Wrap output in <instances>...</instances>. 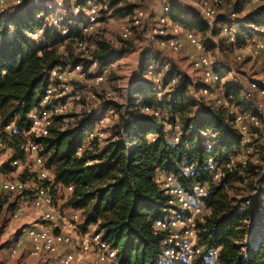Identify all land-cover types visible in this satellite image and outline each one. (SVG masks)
Here are the masks:
<instances>
[{"label": "trees", "instance_id": "trees-1", "mask_svg": "<svg viewBox=\"0 0 264 264\" xmlns=\"http://www.w3.org/2000/svg\"><path fill=\"white\" fill-rule=\"evenodd\" d=\"M123 1L110 0V8ZM138 5L139 2H132L122 12H133ZM246 5V0H241L229 13H239L238 7ZM252 6L256 10L246 20L255 25L264 23V7ZM171 8V17L183 26L210 29L197 13L174 2ZM121 10L116 13H122ZM37 20V25L42 24ZM18 25L12 37H8V28L0 31V141L5 144L9 140L7 135L10 137L12 162L23 160L25 151L21 146L28 138L40 143L45 166L51 167L49 171L56 183L69 191L62 202L63 210L79 213L81 229L95 225L103 239L116 249L120 264H165L161 237L153 230L154 221L166 214L168 201L156 180L160 173L173 175L187 190L194 183L209 187L208 194L200 198L210 211L203 221L196 223L195 248L201 251L192 264H202L216 249V264H264V170L259 171L247 157L242 159L243 147L248 145L223 108L211 101L212 105L195 110L197 102L189 90L200 89L199 82L197 85L189 75H182L172 66L161 84V88L171 85L168 94L165 91L160 97L152 84L145 89L138 87L130 95V106L120 115L114 136L104 147H100L98 137L92 138L90 145L84 144L86 133L96 120L92 114L79 118L68 129L59 128L56 121L61 115L55 116L48 135L30 134L26 138L32 125L29 115L32 109L40 108L50 82L49 72L68 63L61 53L65 45L60 43L66 37H80V33L70 24L65 37L48 28L41 44L36 45L27 36L34 26L31 18H21ZM94 44L90 63H98L100 68L111 65L126 52L120 50L115 55L103 40ZM78 64L87 69L89 62L76 59L67 66ZM231 84H223L224 92L231 94L233 106L245 113L238 105L242 88ZM110 106L117 114L119 105L106 104L107 108ZM145 107L158 115L143 111ZM10 124L13 129L7 133L4 129ZM166 124L169 131H165ZM209 134L214 137L209 138ZM176 135L179 140L173 142ZM208 159H212L213 166L208 165ZM7 166L5 169L9 170ZM190 166L192 171L187 173L184 168ZM27 177L22 172L19 179L24 181ZM238 185H245L249 194L238 197Z\"/></svg>", "mask_w": 264, "mask_h": 264}, {"label": "bare ground", "instance_id": "bare-ground-1", "mask_svg": "<svg viewBox=\"0 0 264 264\" xmlns=\"http://www.w3.org/2000/svg\"><path fill=\"white\" fill-rule=\"evenodd\" d=\"M30 1L34 5L45 6V12L43 10H37L39 11V13L36 16V19H40L42 21V24L37 25L31 30L27 31V36L34 42L42 40L48 27L56 29L62 37H65L67 35V24H70L71 20L69 22L68 20H66L68 23H65L58 16L56 17L53 15L48 17L57 6L63 7L66 3L70 5L73 4V7H78L72 9L71 11L74 12L75 15H79L82 18L79 19L81 20L80 23L75 20L77 23H79L80 26L78 27L80 37L90 35V33L94 31V28L99 22L98 17L100 11L98 7L95 6L96 0ZM130 1L133 3H140V0ZM184 1L186 2V4L187 1H191L192 4L199 6V9L197 10L193 9L192 6H190V8L188 9L197 13L199 17L210 26V28L211 26H213L214 22L208 21L205 16L210 17L214 20V18H216L215 14L217 13V9L222 5L223 2V0ZM249 1L255 4L261 2V0ZM11 2L12 0H1V8H3V12L0 14V22L4 16L9 14L10 6L8 5L11 4ZM19 2H23L24 4V0H19ZM83 5L87 7L85 12H83ZM133 12L134 14L132 13L130 19L127 20V22L122 26L121 33L122 37L125 39L130 38L133 35L134 31L141 29L147 21L146 8L139 7L138 5L134 8ZM171 14V2H165V4L163 5L162 15L151 20L149 19L148 15V25L153 29L152 39H156L161 46L170 51L177 52L182 50L185 46V43L190 44L197 51L196 54L191 55V63L193 68L200 73L199 83L201 93L204 96L211 97V100L216 106L225 110V112L230 117V123L234 128L238 129L239 123L242 124L243 133L241 134L244 136L245 140V135L249 130L246 123L247 120L249 121L248 124L257 127L258 121H260L258 115L251 113H241L237 108L233 106L234 97L231 94L226 95V93L224 92L223 73L218 69V65H213L211 57L206 52V50H202L203 43L195 33V30L193 28L183 26L178 20L172 18ZM226 16L227 17H225L223 20H219L218 22H223L221 34L226 35L227 39L232 43L235 42L236 38H238V36L241 34V24L236 21L238 19H236V13L234 11L230 12ZM224 23L226 24L224 25ZM251 25L254 34V36L250 38L253 43V52L256 55L261 56V59L264 61V48H262V46L257 43L261 39H264V23ZM8 36H11L9 31ZM143 36L145 37V35ZM80 37H66L64 41L74 42L78 50L80 52H83L84 54L92 53V51L96 48L95 44H87V38L80 39ZM96 64L97 63H93L92 65ZM146 70L148 75L153 78L154 84L156 83L157 86L160 87L162 81L159 77L160 72L157 71V65L152 62L148 64ZM90 71V69H86L82 64H78L74 66H66L63 68L55 67L49 72V74H51V76H49L50 82L47 86L44 96L41 99L40 108L37 109L38 120L36 121V117H30L32 120V125L29 130L30 134H33L37 137L48 135V129L54 123V116L63 115V110L67 103L65 101L63 103L56 101V99L62 98L63 96V91L59 92L57 89L58 85H61L66 81L73 80V75L81 76L82 79H85L89 76V74L92 75L93 73V76H91L93 80L91 81L94 84H100L104 81L105 76L103 73L95 74L96 71H91L92 73ZM161 94H163V91H158V95L160 96ZM262 94L264 96V89H262ZM247 95H249V93H247ZM106 96L110 97L111 94L107 93ZM108 109L109 111H111V113H114V108L112 106L108 107ZM143 111L152 112L158 115V113L153 109H149L146 107L143 109ZM30 115H32V112ZM106 119L107 116L101 117L98 121V124H102ZM10 128L11 127L8 126L5 127L6 130ZM87 134L88 135L86 138L92 139L98 135V132L97 129H92ZM87 139L85 141H87ZM30 140L31 139L28 138L27 142L22 144L21 147L24 149L25 155L23 160H15L12 162L14 168H17L18 166L20 167V165H23L21 166L23 168L28 167V155H32L33 152L35 156L43 157L40 153V143ZM178 140V136L176 138L173 137V142H177ZM31 142H33V145ZM1 144L3 143L0 141V145ZM244 151L245 149H243V152ZM242 159H245V157ZM207 163L208 165L213 166L212 159H208ZM191 168L192 167L190 166L188 167V170L185 171L188 173L190 172ZM4 175L2 174V172H0V183L5 184L7 189L0 190V200L2 201L6 198V196L15 193L25 194V203L28 205H22V201H20L16 204V206H21L22 215L25 211V208H27L28 206L32 207L34 209L36 220L33 223L39 225V227L36 226L37 228H28V232L26 234L28 242H25V237L22 236L23 231H21V233L16 236L14 243H12L13 247L11 249L13 256L18 255L22 247L28 246V255L41 258L42 261H45V264H50L51 262L52 264H120L117 256V251L114 247L111 246V251L112 254H114V257L107 256L105 243L109 242L103 239L104 243H100V240L96 238H87L90 226L86 229H81L78 226V231H71L70 215L76 213V211L62 210L60 204L56 203V197L54 196L56 188L53 187V181L49 179V177H52V174L49 170H45V172H43L40 171V167H31L29 169L28 177L24 181L19 178H9ZM162 178V181L158 182H160V187L168 196L167 202L169 208L165 210L166 214L164 216L156 219L160 221V223L157 224L156 221H154L153 223V230L155 234L160 235L161 237L160 249L162 260L165 262V264H192V261L194 260L190 259V257L192 256V249L195 250V256L201 250L200 248H195L196 240H193V238H188V223H191L192 221L191 234L194 235V238H196V223L199 221H203L205 215H207L210 211L209 208H206L204 203L200 200V198L202 196H205L206 194L199 195V188H190L189 190L185 189L171 174L164 175ZM215 178H217V176H215ZM35 180L42 181V195L40 193V186H38V182H35ZM196 184L198 183H194L191 186H196ZM199 206H202L199 214L192 215L193 209H199ZM12 216L14 218V214ZM77 219H79L78 212ZM48 220L50 223L58 222V224L60 225V229H58V224H51L49 227ZM61 230H64V233H62ZM39 231H43V234H46V236L49 238V244H43L40 242ZM173 236H175V238ZM66 250L70 251L66 252ZM217 256L218 250H213L202 264H216Z\"/></svg>", "mask_w": 264, "mask_h": 264}, {"label": "rangeland", "instance_id": "rangeland-1", "mask_svg": "<svg viewBox=\"0 0 264 264\" xmlns=\"http://www.w3.org/2000/svg\"><path fill=\"white\" fill-rule=\"evenodd\" d=\"M158 1L161 6L159 7L157 17L163 14V5L165 4V1ZM172 1H174V3L183 4V8L188 11L190 6L195 10L199 9V6L192 4L191 1H187V4L184 0ZM239 1L241 0H223L222 5L217 9V13L215 14L216 18H214V20L205 16L208 21L214 22L210 29L201 30L198 26H193L192 28L203 43L202 50H206L211 57L213 65H218V69L222 71L223 83L230 81L232 82L231 85H238L242 88L238 98L240 109L245 113H253L256 111L255 114L258 115L260 121H258L257 127L248 124V120L246 122L249 130L245 135L244 143L247 144L248 147H243L245 151L243 152L244 156H242V158L247 157L248 162L259 167L258 170L261 171L262 169L264 170V96L262 94V89H264V61L261 59V56H258L253 52V43L250 40V38L254 36L251 25L252 21L246 20L247 15L256 10V6H254V9L253 6L251 7V4L255 3L246 0V6L238 7L239 13L234 11L236 13V19H238L236 21L241 24V34L236 38L235 42L231 43L226 35L221 34L223 22H218L227 17L226 15L229 14V11L234 5H237V2ZM130 3H132L130 0H124L113 8H110V0H96L95 2V6L98 7L100 11L98 17L99 22L94 28V31L87 36V44H94L96 41L103 40L109 43L114 51L112 53L115 55L121 52L120 50H126V52L111 65L104 68H100L98 63L92 65L93 63H90V61L93 59V54H84L80 52L72 41H62L60 43V45H65V48L64 50H61V53L68 58V63L65 66L72 65L73 61L80 59L83 60L84 63L89 62L88 69L93 72L96 71L95 74L103 73L105 79L100 84H94L90 80L91 77L85 79L76 78L66 81L61 85H58V83L57 89L59 92L63 91V96L62 98L56 99V101L61 103L65 101L67 104L63 110V115L59 116V120L56 121V125L61 129H68L73 127L79 118L92 114L96 117V123L93 124L96 126L94 127L92 125L87 133L92 129H97L98 135L96 137H98L100 147H104L107 144L108 139L114 136L117 124L120 122V115L128 108L127 105L130 106V95H133L138 87L145 89L148 85L152 84L154 88L156 86L157 91L162 90L163 93L166 91L168 94L171 85H168L165 88L157 86L156 83L154 85L153 78L148 75L146 70L148 64L154 62L157 65V71L160 72L159 77L162 83L164 75L172 66H175L182 75H189L197 85L198 82H200V73L193 68L191 63V55L196 54L197 51L190 44L185 43L182 50L174 52L155 43L153 40L151 42L147 41L143 36L149 29V25L146 23L147 21L141 29L134 31L130 38L125 39L122 37V26L130 19L132 13L134 14V12L130 11L122 12L124 11L123 7L129 6ZM145 3L146 0H140L139 7L146 8ZM257 4L263 8L264 0H261V2ZM83 6L85 7H83V12H85L87 7L85 5ZM117 9H122V13H116ZM9 10V14L1 19L0 31L4 28H8L11 35L8 37H12L13 33L19 29L18 22L21 18L26 21L31 18L32 23L36 26L38 23L36 16L40 10L45 12V6L34 5L30 0H24L22 6H19L17 9L10 7ZM71 10V5L66 3L63 7L57 6L48 17L53 15L56 17L58 16L65 23H68L71 20V25L69 26L76 27L78 30V27H80L79 23L81 22L79 19L82 18L79 15H75ZM262 12V19L264 20V10ZM147 14L151 20L152 18L150 15L152 14L148 12ZM66 20H68V22ZM245 20L246 23L244 22ZM225 24L226 23H224V25ZM35 44L40 45L41 41H38ZM192 49H194V52H192ZM172 84L175 83L172 82ZM167 88L168 90H166ZM107 93L112 95L110 100H106ZM247 93H249V95H247ZM189 94L197 102V105L195 106L196 111H200L202 107L212 105L211 97L204 96L197 87H192L189 90ZM162 95L163 94H161L160 97ZM113 102L119 105L117 114L115 113V110L114 113H111L106 107L107 103ZM136 110L140 112V108H137ZM103 116H107V119L102 124H98L99 119ZM165 128V131L170 130L168 124H166ZM12 129L13 125L12 128L7 129L9 131L6 129L4 131L10 133ZM87 133L86 137L88 135ZM172 133H174V131H172ZM29 136L30 133H26L25 137L27 138ZM7 137L10 140L8 135ZM208 137L213 138L214 135L209 134ZM86 139L87 138H85V140ZM9 140L6 141L5 144L0 145V172L9 178H19L22 175L23 167L21 166L23 165H20V167L18 166L17 168L13 167L11 161L13 150L8 147ZM91 140L92 139H87V141L84 142L85 146L90 145ZM5 165H8L7 167H9V170L5 169ZM48 169L52 171L51 167H48ZM160 174L161 175L156 178L157 181H162L163 179V173ZM251 180L254 179L251 178ZM238 186V197L247 196L249 194V190L245 185ZM20 194L21 193L8 195L4 200L0 201V264H45V261H42L41 258L28 255V246L22 247L18 255H12V243H14L16 236L23 231L22 236L26 237L29 227H39L38 224L33 223L36 220L34 209L30 206L25 208L23 215L19 219L13 218L14 207L18 202L23 201ZM68 195L69 191L63 187L59 190H55L54 196L56 197V203L62 204ZM167 208H169L168 202L167 207L164 208V210Z\"/></svg>", "mask_w": 264, "mask_h": 264}, {"label": "built area", "instance_id": "built-area-1", "mask_svg": "<svg viewBox=\"0 0 264 264\" xmlns=\"http://www.w3.org/2000/svg\"><path fill=\"white\" fill-rule=\"evenodd\" d=\"M22 5H23V2H19V0H12L11 4H9L8 6L13 7V9H17V7L22 6ZM71 8L75 9L78 7H73V4H72ZM2 12H3V8H1V0H0V14ZM146 12H147V10H146ZM147 24H148V14H147ZM152 32H153L152 27H149V29L147 30V32L145 34V38L147 39V41H150V42L152 41ZM191 37H192V34H191ZM257 43L260 46H262V48H264V39H261ZM192 52H194V49H192ZM207 62H208V59H207ZM49 76H51V74H49ZM76 78L81 79V76L73 75V79H76ZM90 80H93V78H90ZM258 83H259V80H258ZM111 97H112V95L110 97H107L106 100H110ZM29 116L30 117H36V121H37L38 120L37 109L36 108L32 109V115H29ZM7 126L12 128L11 124L7 125ZM237 130L239 133H243V126L241 123H239V127ZM28 132H30V131H28ZM176 137H177V135L175 136V138ZM31 143L33 145V142H31ZM28 157H29V165L26 168H22L23 169L22 172H26L27 174H29V169L31 167H40V171H43V172H45V170H50V169H48V167H46L44 165V157H37V156H35L34 152L32 155H28ZM210 164H212V163H210ZM184 169L188 170V167H185ZM218 169L219 168H217L216 173H218ZM49 179H51V181H53V187L56 188V190H59L61 188V185L56 183L55 176H54L53 172H52V177H49ZM35 182H38V186H40V193H41V182L42 181H36L35 180ZM173 184H176V183H173ZM189 188H199V195L200 194H208V190H209V187H207V185H199V184H196V186H189ZM4 189H7L6 185L3 183H0V190H4ZM20 195L22 196V199H23L22 205H28L25 203V194H20ZM41 195H42V193H41ZM190 203H192V202H190ZM60 207L63 210V205L61 203H60ZM201 208H202V206H199V209H193L192 215H198ZM45 209H46V207H45ZM13 214H14V218H20L22 216L21 206H15L13 209ZM155 221L157 222V224L160 223V221H158V220H155ZM48 222H49V220H48ZM79 223H80V221H78V219H77V212L70 215L71 231H78ZM172 223H174V222H172ZM51 224H58V222L57 223H50L49 222V227ZM191 224H192V221H191V223H188V227H189V237L188 238H193V240H197L196 238H194V235L191 234ZM175 227H176V225H175ZM58 229H60L59 224H58ZM39 232H40V242L43 244H49V238L46 236V234H43V231H39ZM61 232L64 233V230H61ZM173 237L175 238V236H173ZM87 238H96V239L100 240V243H104L103 242V234L98 232L97 227L95 225L90 226V228L88 230ZM25 242H28L27 236L25 237ZM105 247L107 249V256H113L114 257V254H112V251H111V244L105 243ZM93 250H94V248H93ZM67 251H70V250H66V252ZM199 257L200 256H195V250L192 249V256L190 257V259H198ZM50 264H52V262ZM80 264H90V263H80Z\"/></svg>", "mask_w": 264, "mask_h": 264}, {"label": "crops", "instance_id": "crops-1", "mask_svg": "<svg viewBox=\"0 0 264 264\" xmlns=\"http://www.w3.org/2000/svg\"><path fill=\"white\" fill-rule=\"evenodd\" d=\"M162 1H165V2H168L169 1V2H171V4H172V2H174L172 0H167V1L166 0H162ZM176 4H178L180 7L183 8V4H181V3L180 4L179 3H176ZM160 6H161V4H160V2L158 0H146V3H145V7H146L147 12L150 13V14H152V15H150V16H152L151 17L152 19H154L155 17H157V13H158V10H159V7ZM152 40L155 43H158V41L156 39H152ZM154 42H152V43H154ZM162 177H163V175H162Z\"/></svg>", "mask_w": 264, "mask_h": 264}]
</instances>
